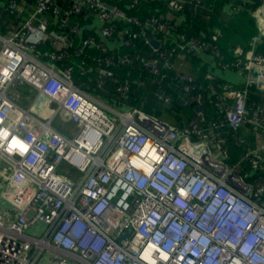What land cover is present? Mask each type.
<instances>
[{
  "label": "built area",
  "instance_id": "1",
  "mask_svg": "<svg viewBox=\"0 0 264 264\" xmlns=\"http://www.w3.org/2000/svg\"><path fill=\"white\" fill-rule=\"evenodd\" d=\"M168 2L180 13L166 18H177L175 24L158 17L141 23L104 0H70L66 9L56 0H35L16 30L0 33V187L6 184L0 211L9 203L18 212L8 224L0 213V264H44L45 259L46 264H264V175L253 185L234 174L219 159L225 156L217 139L227 124L253 129L264 148V108L251 114L247 107L251 83L243 90L220 85L219 93L208 86L225 119L204 134L196 127L175 128L137 108H108L75 85L71 67L55 64L70 56L82 32L80 18L89 14L99 23L102 39L113 38L117 20L142 26L145 38L147 30L162 35L145 65L161 76L159 83L170 82L165 69L173 59L214 49L179 30L185 1ZM5 7L11 14L22 9L16 0H6ZM260 8L264 15V0ZM71 17L79 23L69 26ZM263 39L264 26L251 38L245 62L249 77L259 72L261 84ZM48 43L56 51L51 62L43 61L38 50ZM82 43L108 50L93 36ZM236 55L244 52L238 49ZM97 61L99 86L111 81L120 100H126L129 86L118 84L110 70L128 58L104 55ZM173 80L185 94L198 86L190 76L178 74ZM17 83L32 87L36 101L44 98L45 109L19 106L9 96ZM155 97L172 102L163 89ZM58 115L76 126L74 137L53 126ZM248 157L261 166L258 148Z\"/></svg>",
  "mask_w": 264,
  "mask_h": 264
},
{
  "label": "trees",
  "instance_id": "2",
  "mask_svg": "<svg viewBox=\"0 0 264 264\" xmlns=\"http://www.w3.org/2000/svg\"><path fill=\"white\" fill-rule=\"evenodd\" d=\"M57 3L66 9L70 0H56ZM108 5H111L129 17L137 18L141 23L152 17L168 20L175 24L177 18L172 20L167 17L177 16L174 8L169 4L168 0H104ZM182 4L185 22L179 28L180 31H185L186 35L191 38H198L205 41L214 49V53L210 55L216 58V66L220 69L231 70L233 72H250L245 69L247 60L244 56H236V50L242 46L244 51L250 49L251 38L258 34L260 24L254 21L248 9L253 13L257 12L260 7V0H255L254 5L242 0H184ZM253 1V0H252ZM35 0H33L34 4ZM231 6V12L225 10V5ZM33 6V5H32ZM32 6L25 7L26 12L22 13V17L27 15V11L32 9ZM239 6V8L237 7ZM1 8V7H0ZM182 14V15H183ZM18 13H9L6 9L0 11V33H5L2 30L8 28L9 18L16 17ZM181 15V16H182ZM79 21L71 17L68 21L69 26L78 24ZM116 33L112 39H102L97 30H89L88 27L82 28L81 35L73 47L69 49L70 56L63 61L55 62L57 66L71 67L73 69V81L75 85L84 91L92 94L101 93V99L114 106H120L123 109L137 108L141 111L150 114L162 121L168 122L175 128L180 129V124L183 123L185 128L192 129L195 125L197 129L203 133H208L212 128L213 123H223L225 112L220 106L219 100L215 92H211L209 85L216 87V92H221L220 85L224 84V79L218 76L215 78L209 67L202 64L206 62L202 54L191 50L187 52L183 58H175L172 60V67L168 70V75L171 76L172 86H164L161 81V76L155 77L152 75L145 65L147 59L150 58L151 52L156 49L143 35V28L133 22L117 20L114 23ZM152 35L155 39L162 38V35L155 34L153 31L147 30V36ZM93 36L100 43L104 42L108 47L106 53L95 47H83V40ZM122 37L125 40H130L127 45L122 44ZM76 49H80L78 55ZM41 59L45 62L53 61L50 57L52 52H56L48 43L38 47ZM258 53L264 57V39L258 47ZM104 55H113L116 59L119 57L128 58V62L123 65L113 67L110 71L112 76L117 80L118 84H127L129 86V94L126 100H120L119 94L116 91V84L108 81L106 88L100 87L99 82L102 80L96 72L99 67L97 59ZM190 76L196 80L198 86L196 90L190 94H185L178 82L173 80L175 75ZM212 75L213 79L209 80L208 75ZM164 82H169L164 81ZM168 86V87H167ZM110 92H106L108 89ZM233 89H237L232 87ZM106 89V90H105ZM165 92L166 95L172 97L171 103H165V107H169L173 112L175 124L163 119V116L158 108H151V100L155 98L159 90ZM113 92V93H112ZM247 107L252 114L257 108H264V91L257 89L256 84L247 86ZM153 97V98H152ZM183 101L187 102L188 106L183 107ZM201 113V114H200ZM224 133L217 137L223 142V150L225 163L230 168H234L235 172L248 184L256 183L260 175H264V161L261 166L255 167L248 154L257 150L258 140L256 142L254 134L250 137L253 139L247 140L244 138V129L234 130L227 124L223 127ZM65 131V130H64ZM63 131V132H64ZM254 133V130H251ZM257 143V144H256ZM241 168V169H240ZM238 169L241 170L238 173ZM246 171V172H245Z\"/></svg>",
  "mask_w": 264,
  "mask_h": 264
},
{
  "label": "crops",
  "instance_id": "3",
  "mask_svg": "<svg viewBox=\"0 0 264 264\" xmlns=\"http://www.w3.org/2000/svg\"><path fill=\"white\" fill-rule=\"evenodd\" d=\"M5 1L6 0H0V7H1L0 11L2 9H6ZM16 1L23 10L21 9V11L18 13V15L16 17L9 18V20H8L10 22L9 27L8 28L4 27L2 29L5 31V33H3V35H5V36H8L11 32L16 30L19 27V25L23 22V17L21 15H22V12L25 11L24 10V9H26L25 7H28V6L30 7L33 5V0H16ZM242 1L248 2L250 5H254L255 3H258V2H255V0H253V1L252 0H242ZM237 7L239 8V6H237ZM224 8L227 12H229V13L231 12V6L229 4H226ZM248 11L252 15V17H253V14L255 16H257L255 18L253 17V19H254V21H256L257 23L260 24V28L262 26H264V15L261 12L260 7L257 10V12H255V13H253L250 9H248ZM80 22H81L83 29H84V27H88L87 29H89V30H96V27H97V29L99 27V23L97 22V20L95 19V17L93 15L87 14V16L81 17ZM239 47L243 48L242 46H239ZM246 53H247V51H244L243 56L245 57V59H246ZM200 54H202V56L206 60V62L205 61L202 62L204 67L205 68H206V66L209 67V70L213 73L212 75L215 78H218V76H219L222 79H224L225 82L223 85H229L230 87H234L237 89H244L247 85H250V83H251L252 85L256 84L257 89L264 91V84L256 82V79L259 78V76H260L259 72L253 71V72H251L252 75L249 77L250 72L249 73L233 72L231 70H227V68L226 69H220V68H218V66H216V63H217L216 58L214 56L210 55V52H202ZM260 78H261V76H260ZM251 134H254L251 131V129H244V134H243L244 138H247V140H250L251 138H248V137H250ZM254 136H255V134H254ZM251 140L253 141V139H251ZM256 142H257V139H256ZM262 146H263V142H261L259 140L258 144H257V148L259 150V156H261V158L264 161V148Z\"/></svg>",
  "mask_w": 264,
  "mask_h": 264
},
{
  "label": "rangeland",
  "instance_id": "4",
  "mask_svg": "<svg viewBox=\"0 0 264 264\" xmlns=\"http://www.w3.org/2000/svg\"><path fill=\"white\" fill-rule=\"evenodd\" d=\"M238 49H241L244 52L243 48L238 47ZM172 84L173 83L171 81L170 82H163L164 86H166V85L172 86ZM110 91H112V89H110V88L108 90H106V92H110ZM92 95L94 97L98 98L99 100H101L102 103L104 105H106L108 108H111V109H114V110H117V111H121V112L125 111V109L120 108V106H114V105H112L110 103H107V102L103 101L101 99V97H102L101 93L92 94ZM9 96L11 98H13L17 102V104L19 106L23 107V108H30V106H32V104H36V107H37V109L39 111L45 109V99L44 98H40L38 101H36L37 92L32 87H30L29 85H27L25 83L24 84L23 83H20V84L17 83L12 88V90L9 92ZM151 108L152 109L158 108L159 111L161 112L162 116H163V119L168 120L169 122H171L173 124L176 123V121H174L175 119L173 117V115H174L173 112L170 111L169 107H165L164 104H162L159 100H156L155 98H153L151 100ZM106 112H107V114L110 117L113 116V114H112V112L110 110H106ZM53 126L56 129H58L59 131H61V132L66 130L68 132L67 135L69 137H74L76 132H77L76 126L72 122H70L69 120H65V119L63 120L60 115H58L57 118L53 121ZM211 149H212L213 154H217L218 153L217 149L215 148V146L213 144H211ZM219 159L225 161V158L222 157V156H220ZM240 169H238V173L241 172ZM59 172H65V170L60 168ZM74 173L79 175L77 172H74ZM233 173L237 175L236 172L233 171ZM0 182H1V178H0ZM255 184L256 183H254L253 185H255ZM5 188H6V184H3L2 187H0V192L3 191ZM0 213L4 216L6 224H8V218L14 219L18 215V212L15 211L12 208L11 204H9V203H3V208L0 211ZM6 215L8 217H6ZM127 219L128 218L126 217L123 222L125 223L127 221ZM49 256H50V254H49ZM46 263H48L47 259H45V261H44V264H46Z\"/></svg>",
  "mask_w": 264,
  "mask_h": 264
},
{
  "label": "water",
  "instance_id": "5",
  "mask_svg": "<svg viewBox=\"0 0 264 264\" xmlns=\"http://www.w3.org/2000/svg\"><path fill=\"white\" fill-rule=\"evenodd\" d=\"M147 39L152 44V46L154 48H158L159 47V42L152 35H148ZM180 128L184 129L183 123L180 124Z\"/></svg>",
  "mask_w": 264,
  "mask_h": 264
},
{
  "label": "clouds",
  "instance_id": "6",
  "mask_svg": "<svg viewBox=\"0 0 264 264\" xmlns=\"http://www.w3.org/2000/svg\"><path fill=\"white\" fill-rule=\"evenodd\" d=\"M237 56V55H236ZM247 60V59H246ZM246 73V72H245ZM237 90H243V89H237ZM193 127H196L195 125L193 126ZM185 128V127H184ZM181 129V128H180ZM58 130V129H57ZM252 130V129H251ZM61 132V131H60ZM66 132V134L68 133L66 130L63 132V133H65ZM238 175V174H237ZM239 176V175H238Z\"/></svg>",
  "mask_w": 264,
  "mask_h": 264
},
{
  "label": "bare ground",
  "instance_id": "7",
  "mask_svg": "<svg viewBox=\"0 0 264 264\" xmlns=\"http://www.w3.org/2000/svg\"><path fill=\"white\" fill-rule=\"evenodd\" d=\"M43 116L45 115L44 113H41Z\"/></svg>",
  "mask_w": 264,
  "mask_h": 264
}]
</instances>
